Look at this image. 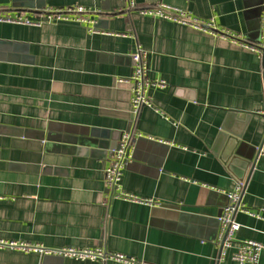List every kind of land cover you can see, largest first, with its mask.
<instances>
[{"label": "crops", "instance_id": "1", "mask_svg": "<svg viewBox=\"0 0 264 264\" xmlns=\"http://www.w3.org/2000/svg\"><path fill=\"white\" fill-rule=\"evenodd\" d=\"M164 2L214 23L205 31L129 9L127 0H0L40 19L83 6L94 23L0 21V240L98 247L145 264H240L221 256L219 217L245 178L236 242L264 244V0ZM91 28L95 32H91ZM131 36H126V34ZM149 52L153 105L135 120L131 54ZM134 134L122 187L151 203L106 206L105 169ZM237 141L240 159H225ZM231 166V167H230ZM0 264H128L0 248ZM264 264V251L258 262Z\"/></svg>", "mask_w": 264, "mask_h": 264}, {"label": "built area", "instance_id": "2", "mask_svg": "<svg viewBox=\"0 0 264 264\" xmlns=\"http://www.w3.org/2000/svg\"><path fill=\"white\" fill-rule=\"evenodd\" d=\"M127 1L129 9H136L143 15L164 18L170 21L192 26L200 30H217L214 23L194 18L187 11L170 6L164 2H159L153 6L140 7L136 0ZM85 12L86 8L83 6L49 9L44 13V15L40 16V19L37 20L30 19L23 14L10 15L7 13H0V21L32 26H41L45 20L48 22L76 21L93 24L94 22L84 15ZM42 17H44L45 20H43ZM91 32H95V30L91 28ZM220 34L253 51L262 53L264 50V47L261 44L247 43L239 36L231 32L221 31ZM126 36L131 35L128 33ZM148 56L149 52L139 46L136 51L131 54L133 71L127 81L132 84L133 88L132 112L135 120L138 118L143 107L153 105L152 96L150 94L151 88L155 86L166 87L167 85L165 81H154L150 78ZM133 147L134 134L132 132H126L123 134L119 146L111 151V160L105 169V183L107 190L105 201L106 206L110 205L117 199L138 203H151V201L142 200L134 194L126 192L122 187L123 175L126 170L127 163L132 157ZM259 151L260 153L264 152V143ZM243 190L244 182H240L234 190L228 193L230 200L229 204L224 207L222 214L219 217L220 229L217 238V246L220 248L221 256L224 258L230 248L234 247L236 244V252L234 253L233 258L240 264H254L258 262L261 253L264 251V244L255 240H244L238 243L235 240V235L241 228V224L235 219L237 211L243 210L256 216H262L260 213L250 211L242 205ZM0 248H18L24 251L37 252L41 255H57L76 260H115L128 264H145L144 262L138 261L124 254L109 252L103 246L85 248H53L40 244L23 245L0 240Z\"/></svg>", "mask_w": 264, "mask_h": 264}, {"label": "water", "instance_id": "3", "mask_svg": "<svg viewBox=\"0 0 264 264\" xmlns=\"http://www.w3.org/2000/svg\"><path fill=\"white\" fill-rule=\"evenodd\" d=\"M263 59H264V50H263ZM237 141H232L230 140L227 143V147H226V153H225V159L229 158V162L231 164H235L240 158V153H239V148L238 145L236 143ZM260 151H258L256 158H249L247 160H245L247 166L249 167L250 171L253 169V167L255 166L256 160L260 155ZM231 167V166H230ZM240 182H244L245 178H238Z\"/></svg>", "mask_w": 264, "mask_h": 264}]
</instances>
